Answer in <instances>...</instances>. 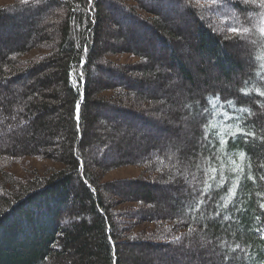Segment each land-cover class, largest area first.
Returning a JSON list of instances; mask_svg holds the SVG:
<instances>
[{"label": "trees", "instance_id": "16d2710c", "mask_svg": "<svg viewBox=\"0 0 264 264\" xmlns=\"http://www.w3.org/2000/svg\"><path fill=\"white\" fill-rule=\"evenodd\" d=\"M262 29L264 0L0 5V264H264Z\"/></svg>", "mask_w": 264, "mask_h": 264}, {"label": "rangeland", "instance_id": "374dc122", "mask_svg": "<svg viewBox=\"0 0 264 264\" xmlns=\"http://www.w3.org/2000/svg\"><path fill=\"white\" fill-rule=\"evenodd\" d=\"M12 1L13 0H0V5L11 3ZM109 58L112 59L113 61H119V62H131L137 59L136 56L129 55V54H113V55H110ZM158 102H160L161 105H159L157 111H159L163 115V117H165L166 119L168 118L171 119V121L177 125L178 124L177 120L174 121V119L166 115L167 113L166 109L170 110L172 106L161 98L160 99L158 98ZM162 105L164 106L162 107ZM181 143L182 141L176 140L174 143V148L176 149L177 147H180L178 145H180ZM166 156H169V155L167 154ZM196 161H198V159H195V162ZM62 165L63 164L54 162L53 160H49V159H44V160L39 161L36 158H26L25 160H23V162H21V164L16 165L12 170L16 171L17 173L21 175H28L29 172H32V171L40 173L48 167L49 168L50 167L61 168ZM141 173H142V168L139 166H125V167H121V168L108 172L104 176L103 180H113V179L125 178V177L131 178V177H136ZM188 185L191 186L192 182L189 181ZM216 242H217V238L215 237L206 238L205 236L204 238L197 237L194 244L196 245L197 249L199 248L198 251L202 250L204 256L210 257L212 260H214V262H216L217 264H220L222 262L221 256H220L222 249H221L220 244L217 245ZM210 261L211 260H209V262ZM231 264H233V262Z\"/></svg>", "mask_w": 264, "mask_h": 264}, {"label": "snow or ice", "instance_id": "6c2138e0", "mask_svg": "<svg viewBox=\"0 0 264 264\" xmlns=\"http://www.w3.org/2000/svg\"><path fill=\"white\" fill-rule=\"evenodd\" d=\"M23 2H24V3H27L28 0H23ZM231 31H232L233 33L237 34V35L240 34V30H239L238 28H232ZM244 31L247 32L248 30H247V29H244ZM262 31H264V29H262ZM245 95H248V93H245ZM259 95L264 96V92H259ZM229 103H231V102H229ZM240 134H241V135H252V136L255 135L254 133L249 134V133H247V132H244L243 129L240 130ZM177 239H178V238H177Z\"/></svg>", "mask_w": 264, "mask_h": 264}]
</instances>
